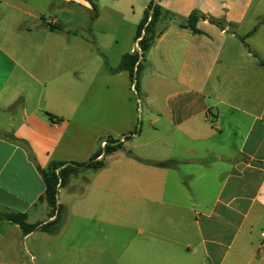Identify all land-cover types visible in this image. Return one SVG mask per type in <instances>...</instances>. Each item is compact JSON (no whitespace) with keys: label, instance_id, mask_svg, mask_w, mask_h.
I'll list each match as a JSON object with an SVG mask.
<instances>
[{"label":"crops","instance_id":"obj_1","mask_svg":"<svg viewBox=\"0 0 264 264\" xmlns=\"http://www.w3.org/2000/svg\"><path fill=\"white\" fill-rule=\"evenodd\" d=\"M138 1L0 0V216L26 214L38 226L26 235L0 217V264H264V55L248 46L264 30V0H141L135 11ZM152 2L162 16L142 76L169 78L158 84L172 98L160 111L150 108L158 146L137 143L131 77L119 69ZM47 12H54L49 21ZM125 133L133 141L125 168L150 174L126 181L128 199L148 204L145 227L105 228L119 209L120 168L112 161L72 177L59 192V229L42 231L56 216L42 200L40 169L89 162L103 150L98 143ZM83 142L88 161L77 154ZM140 159L180 164L164 169ZM78 202L92 204L81 217L94 228L66 223ZM104 204L107 217L96 209Z\"/></svg>","mask_w":264,"mask_h":264},{"label":"rangeland","instance_id":"obj_2","mask_svg":"<svg viewBox=\"0 0 264 264\" xmlns=\"http://www.w3.org/2000/svg\"><path fill=\"white\" fill-rule=\"evenodd\" d=\"M142 1L139 0L137 2V4H134V9L135 11L139 10L138 6H142ZM132 3H130V7H131ZM52 13L54 12H47V21L51 20V15H53ZM92 13V12H91ZM105 15H103V19L104 17H108L110 15L109 12H105ZM81 17L79 18V20H81L83 22V19L85 17V15H80ZM118 20L122 21V17H120ZM101 22V21H99ZM41 23V22H40ZM101 27V25H97V28ZM247 28V27H246ZM105 43H107V46L110 47L111 45H113V41L111 40V38H106ZM133 46H135V43L133 44ZM249 47H254L257 46L259 48V51H261L260 53H263L264 55V30H262L258 35H256L251 41H249L248 43ZM263 48H260V47ZM92 50H89L90 53H94V54H98V49L94 46L91 45ZM255 51V50H254ZM145 62V61H144ZM143 62V63H144ZM254 62L253 59H249L247 61L246 66L248 68L254 69L253 67V63ZM255 64V63H254ZM147 76V75H146ZM167 81H169V78L167 77H160L159 79H153V80H148V78H144L142 76V72H140L139 74L135 75V81L132 82L131 81V89L129 91V95H128V101L130 103L131 106V112L133 114V117L135 119V127L133 130V133L136 131L137 133H139L142 130V138L140 140H137L139 144L142 143H147L149 142L151 139V142H153L154 144L160 143L161 141L155 140L154 141V134L155 131L152 127V125H156L159 126V124L154 123V116H152V110L150 109L152 106H156L157 110L160 111V108L162 106H165L166 104H168L167 101H169L172 98H168L167 95L168 94L164 89L159 88V84L158 82H162V83H166ZM136 82H138V87L136 88ZM147 88L150 92L147 93L146 89ZM172 91L176 88L174 86H171ZM146 90V91H145ZM175 96V92L172 93ZM173 96V99H174ZM121 126L125 127V125L121 124L120 128H122ZM127 135V133L125 134H120V136L118 137V139L120 141H122L125 145H123V149L122 150H118V153L115 154L114 157H111V159L109 158L111 155H107L106 159L104 160L105 162V166L106 164H110V162L114 161V166L117 165V167L120 168V170H118V175L120 178V197H119V209H115L113 210L114 214H117V216L114 218V226H106L105 228H112V229H118V230H127V229H138V228H144L145 226L142 224V217L144 216L145 213V209L147 208V203L146 201L140 200V201H134L129 198V192L130 190L132 191L131 187H127L126 181L128 180H139V179H143V177L150 175V174H144L142 172H140L137 168V170L131 169V168H125V164L127 163V157H125L126 154H128L129 150H131L130 146H133V141H128L125 142L126 139H128L129 135ZM108 140V139H107ZM124 140V141H123ZM136 140V139H135ZM87 144L88 142H83L77 149V154L80 155L81 159H84L86 161L89 160V157H87ZM102 141L100 143H98V145H100L101 149L102 148ZM124 153V154H123ZM130 154V152H129ZM127 156V155H126ZM90 182L88 184L89 187L91 185L94 184L95 182V178H92L89 180ZM171 182V179H170ZM86 182H82V184H79L76 188V194L78 195L81 191V189L84 187ZM137 186V185H136ZM130 189V190H129ZM65 192V191H64ZM62 192L61 197L63 200H65L63 203H65L64 205H66V199H67V194ZM74 196H71L68 199H73ZM73 209L71 210V212L68 214L69 218L66 221V223L69 222V226L73 227L75 226L74 224H76V228H82V229H92L95 227V223L96 221H84L81 217V214H88V212H91L93 209L92 204L90 203H84V202H78L77 204L72 206ZM97 212L102 215V216H109V207L104 204V205H97ZM74 220V222H73ZM35 237H32L31 240H34ZM31 242V241H30ZM40 258L39 261L43 262L46 260V245L42 244L40 246Z\"/></svg>","mask_w":264,"mask_h":264},{"label":"trees","instance_id":"obj_3","mask_svg":"<svg viewBox=\"0 0 264 264\" xmlns=\"http://www.w3.org/2000/svg\"><path fill=\"white\" fill-rule=\"evenodd\" d=\"M93 12L96 15L98 13V6L93 3ZM152 13L151 21L149 22L150 15ZM162 16V9L158 5H155L152 2L147 10L144 12V16L140 24L138 25L136 39L142 36L143 31L145 32L142 41V55L138 54H127L123 57L119 69L121 71H127L130 74L131 81H135V75L139 74L143 70V62L146 53L151 49L154 45L156 39L159 34L157 32V25ZM198 21V17L196 15H192L189 18V27L193 29L194 32L197 30L194 27V23ZM53 29V27H52ZM256 31V30H255ZM255 31L247 34L246 36L241 37L243 41ZM264 66V63L261 62ZM138 87V82H136V88ZM49 117H53L51 114H48ZM18 143L27 146V143L24 141H20L15 139ZM108 141H116L114 138H109ZM28 147V146H27ZM123 147V142H120L118 139V144L115 146H108L105 149L97 152L89 162L79 163V162H71L66 163L62 161H51L47 168L40 169V173L42 175L44 184H45V194L42 197V200L46 202L49 208V216H56V219L48 224L42 225L40 229L45 232L55 233L63 220V209L59 204V192L61 188H64L71 180L72 177L78 176L80 173L86 170H95L99 171L105 167V162L103 160H98L101 155H111ZM141 160V159H140ZM142 162L164 169H172L176 168L180 161L176 159L166 160V161H149V160H141ZM2 219L7 220L11 223L17 224L23 230V232L27 235L35 231L38 226L31 225L28 223L27 215L22 213H8L0 216Z\"/></svg>","mask_w":264,"mask_h":264},{"label":"built area","instance_id":"obj_4","mask_svg":"<svg viewBox=\"0 0 264 264\" xmlns=\"http://www.w3.org/2000/svg\"><path fill=\"white\" fill-rule=\"evenodd\" d=\"M151 18H152V13H151V15H150V18H149V22L151 21ZM144 34H145V32L143 31V33H142V36L140 37V38H138V39H136L135 40V46H134V48H133V50H132V53L133 54H138V55H142V53H143V51H142V48H141V41H142V38H143V36H144ZM124 141V140H123ZM120 142H122V141H120ZM118 144V140H116V141H113V142H111V141H108V140H104L103 142H102V148L103 149H105L106 147H108V146H115V145H117ZM101 157V156H100ZM99 159V158H98ZM261 247H262V249L264 250V242H263V244L261 245Z\"/></svg>","mask_w":264,"mask_h":264}]
</instances>
